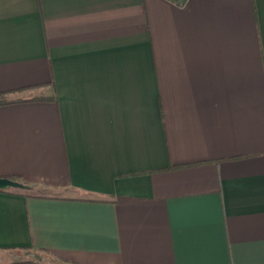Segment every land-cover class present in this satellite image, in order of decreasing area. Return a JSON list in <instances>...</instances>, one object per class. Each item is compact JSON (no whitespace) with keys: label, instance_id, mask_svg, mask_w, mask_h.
I'll return each instance as SVG.
<instances>
[{"label":"crops","instance_id":"0c3cea01","mask_svg":"<svg viewBox=\"0 0 264 264\" xmlns=\"http://www.w3.org/2000/svg\"><path fill=\"white\" fill-rule=\"evenodd\" d=\"M0 93L7 264H264V0H0Z\"/></svg>","mask_w":264,"mask_h":264},{"label":"water","instance_id":"95a60500","mask_svg":"<svg viewBox=\"0 0 264 264\" xmlns=\"http://www.w3.org/2000/svg\"><path fill=\"white\" fill-rule=\"evenodd\" d=\"M24 184L10 179L8 177H0V189H8V188H23Z\"/></svg>","mask_w":264,"mask_h":264},{"label":"trees","instance_id":"16d2710c","mask_svg":"<svg viewBox=\"0 0 264 264\" xmlns=\"http://www.w3.org/2000/svg\"><path fill=\"white\" fill-rule=\"evenodd\" d=\"M4 94L5 93H0V105L14 102V101L5 99ZM8 178L13 179V180H17V179H15V177H8ZM23 184L25 186V183H23ZM0 191L3 192V191H6V189H0Z\"/></svg>","mask_w":264,"mask_h":264},{"label":"rangeland","instance_id":"374dc122","mask_svg":"<svg viewBox=\"0 0 264 264\" xmlns=\"http://www.w3.org/2000/svg\"><path fill=\"white\" fill-rule=\"evenodd\" d=\"M47 256H52L46 253ZM7 256L8 254H6V252L4 251H0V264H7Z\"/></svg>","mask_w":264,"mask_h":264}]
</instances>
